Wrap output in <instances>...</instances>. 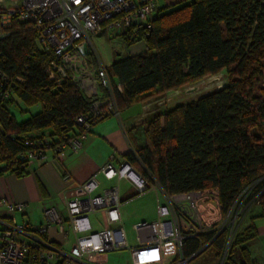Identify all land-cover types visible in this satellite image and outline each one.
I'll return each instance as SVG.
<instances>
[{
    "label": "trees",
    "instance_id": "16d2710c",
    "mask_svg": "<svg viewBox=\"0 0 264 264\" xmlns=\"http://www.w3.org/2000/svg\"><path fill=\"white\" fill-rule=\"evenodd\" d=\"M120 38L129 46L145 44L143 54L106 67L120 113L209 76H228L227 84L215 92L151 114L145 123L148 145L129 154L127 161L168 196L216 190L224 216L251 189L244 203L260 195L264 217V88L260 96H252L255 78L263 74L264 0H185L158 10L149 37L134 42ZM35 42L28 24H15L12 35L0 41V71L23 77L9 99L0 103V176L24 177L30 164L20 162L21 154L55 152L81 132L76 119L107 97L106 92L88 97L72 79L60 85L50 80L46 66L54 56L43 53ZM118 85L123 92H118ZM14 98L25 106L22 114L33 108L36 113L19 122L10 108ZM13 162L26 167L14 168ZM185 236L182 256L192 258L190 262L215 249L217 256L226 254L221 264H258L252 263L248 250L257 238L253 221L239 227L228 252V228ZM35 255L32 252L24 264H41Z\"/></svg>",
    "mask_w": 264,
    "mask_h": 264
},
{
    "label": "built area",
    "instance_id": "2783aa9c",
    "mask_svg": "<svg viewBox=\"0 0 264 264\" xmlns=\"http://www.w3.org/2000/svg\"><path fill=\"white\" fill-rule=\"evenodd\" d=\"M159 2L160 0H0V41L12 35L15 24H28L36 34L35 43L38 48L46 55L54 56V60L46 66V74L50 80L60 85L64 80L72 79L88 97H100L103 92L107 94L105 99L92 105L88 112L76 119L81 132L55 148L57 160L63 161L70 152H80L96 124L109 117H120L115 87L98 56L93 38L102 33L107 34L110 39L124 35L132 42L141 37H149L158 14ZM32 56L33 54L30 57ZM21 82L22 76L9 77L0 71V103L9 99ZM117 90L123 92V87L118 85ZM28 145L34 147L33 143ZM38 151L21 154L20 162L31 164L45 159L43 152ZM12 165L17 169L26 167L19 162H13ZM103 175L107 180L130 182L140 194L145 193L152 185L128 161L119 167L115 166L114 158H111L103 170ZM98 188V183L91 179L81 186L86 197L77 198L71 191V199L67 202L69 223L77 236L82 255L106 254L129 247L121 227L90 233L89 216L102 208H106L109 226H116L121 221L118 189L106 191L101 197H93ZM250 190H245L237 198L233 209L226 216L222 214L217 202L219 213L223 217L229 219L235 210L237 213L230 226L220 230L209 229V233L230 229L226 252L239 227L237 221ZM206 193L166 195L167 205L159 207L158 221L136 227L139 234L145 232L144 238L139 239V245L147 255L146 260L138 264L190 263L192 258L184 259L182 256V245L187 237L185 234H205L199 230V217L200 203ZM259 198L260 195L251 202L259 205ZM23 210L22 205L0 199V264H24L32 252L36 253L34 259H38L41 264L62 260L67 262L65 253L46 238L50 229L56 227L64 242L69 240L66 222L59 212L56 209H47V224L32 229L19 225L15 218V214ZM209 211L214 210L211 208ZM184 228L186 233L183 232ZM168 256H173L175 260L164 262Z\"/></svg>",
    "mask_w": 264,
    "mask_h": 264
},
{
    "label": "crops",
    "instance_id": "0c3cea01",
    "mask_svg": "<svg viewBox=\"0 0 264 264\" xmlns=\"http://www.w3.org/2000/svg\"><path fill=\"white\" fill-rule=\"evenodd\" d=\"M184 1L160 0L159 9L172 7ZM98 37L110 38L104 33ZM137 51L139 53L135 55L144 53L142 48ZM146 104L142 103L130 107L122 111L119 118L109 117L96 124L83 143V149L76 153L70 152L63 161L56 159L54 151H48L45 159L35 161L29 165L24 177H19L16 174L0 176V199L24 206L23 211H18L15 214L19 225L29 226L32 229L46 225L45 211L47 209H56L63 217L66 222V230L69 232V240L64 242L56 227L50 229L46 238L65 253L68 264L108 263L107 253L100 255L81 254L77 236L73 233L69 223L67 202L71 199L70 192L73 191L77 198L86 197L87 195L81 189V186L91 179H94L99 185L93 197H101L106 191L118 189L121 221L116 226H109L107 224L106 208H102L97 213L89 216L90 233L96 234L112 227H121L125 233L128 249L132 253H134L135 248L131 247L127 239L125 222H128V220L133 221L135 229L139 224H153L158 221L159 207L167 205L166 194L160 187L149 190L147 192L155 193L156 197L152 201L150 200L147 208H143L142 215L145 216L138 218L136 213L139 210L132 212L127 211L126 208L132 203H139L142 197L141 194L134 189L130 182L126 180L119 181L118 179L107 180L103 175V170L110 163L111 158H114L115 166L119 167L127 161L129 154L134 155L136 150L148 145L145 136V123L153 111L149 108V104ZM138 107H141V109L139 110ZM123 181L130 186V189L124 194L120 190V183ZM160 193L166 198L165 200ZM261 212V208L255 209L251 217L252 220H249L244 226L247 227L253 221L257 228V238L249 244L248 250L252 263L258 264H264V217H260ZM131 215H136L135 219H129ZM100 217L104 219L105 225L101 223ZM137 236L138 240L142 239L145 232L141 234L137 232ZM138 248L143 249L140 245ZM87 259H91V263ZM172 259L173 256H169L168 261ZM197 261L190 262V264H197ZM57 262L53 261L50 264H57Z\"/></svg>",
    "mask_w": 264,
    "mask_h": 264
},
{
    "label": "rangeland",
    "instance_id": "374dc122",
    "mask_svg": "<svg viewBox=\"0 0 264 264\" xmlns=\"http://www.w3.org/2000/svg\"><path fill=\"white\" fill-rule=\"evenodd\" d=\"M93 44L96 48L99 58L101 59L105 67H110L119 58H126L139 53V51L137 50H139L140 48H142V51H145V44L143 42H139L133 46H129L120 37H115L112 39L107 37L93 38ZM262 73L263 74L260 77L258 76L257 78H255L254 88L252 91L253 97L260 96V90L264 88V64ZM227 82L228 76L225 73L211 77L209 76L196 84L186 87L182 91L171 92L167 95L162 96L161 98L153 99L145 103H147L146 105L149 104V108L153 111L152 114H154V112L164 113L168 110L174 109L177 106L188 104L194 100H197L205 94L215 92L219 88L224 87ZM24 107L25 106L21 105L20 101L17 98H14V103H12V105L10 106L13 114L16 116L19 122H23L24 119L28 118V115L34 114L37 111V108H33L30 110V114L24 115L22 114V110H25ZM138 109L140 110L141 107H138ZM152 116L153 115H149L148 118H151ZM138 171H140L139 168ZM152 187L157 188L159 186L156 183H153L151 187L147 189V191L155 190V188L153 189ZM129 189L130 186L127 184V182L123 181L120 183V190L122 194L127 192V190ZM147 191L146 193L140 195L142 197L139 203H132L126 208L127 211L132 212L134 210H139L136 213V215H138V218L145 216L142 215V212L144 210L143 208H147L150 200L152 201V199L156 197L155 193L152 194L148 193ZM161 197L164 200L166 199L162 194ZM217 202H219L218 192L216 190L207 191L206 195L203 197V202L201 201L200 203L201 215L199 217V230L201 231V233H209L211 229L220 230L226 228V226H230L232 220L234 219V217H236V210L232 213V216L229 219L223 217L222 214L219 213L220 211L217 207ZM211 208L214 210L213 212L209 211ZM257 208H260V205H257L255 203L253 204V202H250L248 205H242V213H240V219H238L237 221V223H239L237 225H239L240 229H242L251 219L252 214ZM136 215H131L129 219H135ZM100 221L103 225H105V221L102 217H100ZM239 227L237 230H239ZM125 229L129 244L131 245V247L135 248V250L133 251L134 253H132V251L129 249L107 253V264H138L139 262L146 259L144 249L138 248L139 240L136 229L133 226V221L128 220V222H125ZM183 232L186 233V228L183 229ZM223 254L217 256V250L211 249L198 259L197 264H221L224 257ZM168 259L169 256L164 259V262L168 261ZM173 260H175V258ZM87 261L91 263V259H87Z\"/></svg>",
    "mask_w": 264,
    "mask_h": 264
},
{
    "label": "water",
    "instance_id": "95a60500",
    "mask_svg": "<svg viewBox=\"0 0 264 264\" xmlns=\"http://www.w3.org/2000/svg\"><path fill=\"white\" fill-rule=\"evenodd\" d=\"M219 89H221V88H219ZM226 255H224V257H225Z\"/></svg>",
    "mask_w": 264,
    "mask_h": 264
}]
</instances>
